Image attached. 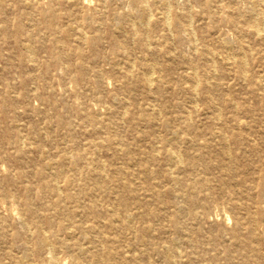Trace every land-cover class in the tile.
<instances>
[{
    "label": "rangeland",
    "instance_id": "374dc122",
    "mask_svg": "<svg viewBox=\"0 0 264 264\" xmlns=\"http://www.w3.org/2000/svg\"><path fill=\"white\" fill-rule=\"evenodd\" d=\"M263 174L264 0H0V264H264Z\"/></svg>",
    "mask_w": 264,
    "mask_h": 264
},
{
    "label": "bare ground",
    "instance_id": "6f19581e",
    "mask_svg": "<svg viewBox=\"0 0 264 264\" xmlns=\"http://www.w3.org/2000/svg\"><path fill=\"white\" fill-rule=\"evenodd\" d=\"M51 1H53V0H51ZM55 1H57V2H59L60 0H55ZM61 2H65V3H68V0H61ZM125 8V7H124ZM97 9V8H96ZM167 12H169V11H167ZM165 15H166V13H165ZM150 17V16H149ZM243 17H244V15H243ZM245 17H246V15H245ZM167 18H168V16H167ZM165 19V18H164ZM253 19H256L255 17L253 18ZM142 21V20H141ZM146 22V21H145ZM147 22H148V20H147ZM167 24V23H166ZM167 26V25H166ZM174 26L175 27H177V22H174ZM170 27V26H169ZM168 28V27H167ZM170 32V31H169ZM185 35V34H184ZM193 36H195V35H193ZM147 42H148V40H147ZM182 45V44H181ZM229 46V45H228ZM195 51V50H194ZM183 56V55H182ZM226 57V56H225ZM227 60V59H226ZM133 65V64H132ZM214 66V65H213ZM98 74H101V71H98L97 70V73H95L94 75L97 77V76H99ZM150 74H152V72L150 73ZM148 76H149V74H148ZM147 76V78H149ZM152 79V78H151ZM151 82V81H150ZM151 85V83L149 84V86ZM196 101V100H195ZM195 104H197V102L195 103ZM152 109V108H151ZM125 114V113H124ZM227 140V139H226ZM227 144H228V142H227ZM207 154H209V153H207ZM228 154V153H227ZM202 155V154H201ZM200 155V156H201ZM204 155H206V154H203L201 157L200 156H198V158H203V156ZM229 155V154H228ZM176 158H177V156H176V154H174L173 152H171V153H169L168 154V158L167 159H169V161H171V162H174V163H176ZM181 158V157H180ZM179 159V158H178ZM49 166V165H48ZM195 168V167H194ZM227 169H229V168H227ZM232 170L231 171H229L230 172V174H229V176L231 177V178H233V175H234V170H233V168H231ZM96 171V170H95ZM81 171H69L67 174H65V173H63L61 170H59V169H52V170H49L47 173H49V175H50V177L53 179V180H58L57 178H62V179H65L66 180V182L68 183V184H70V183H72V181H74L76 178H83L84 176H85V174L84 173H80ZM90 175H92V177L93 176H98V175H100V174H98V172L95 174V173H93V174H90ZM90 175H87V176H89L90 177ZM264 175V174H263ZM228 176V177H229ZM99 177V176H98ZM258 177V180L261 178V176H257ZM257 177H256V179H257ZM95 178H97V177H95ZM231 178H228L227 180H229V179H231ZM253 181H254V178H253ZM261 181H263V180H261ZM222 183H224V182H222ZM253 183V182H252ZM259 186V185H258ZM263 186V185H262ZM206 190V189H205ZM260 190V189H259ZM239 193V195L241 196L240 198H242V197H245L246 198V196H245V194L243 195L242 193H243V191L242 190H234V192L233 193ZM210 195V194H209ZM2 197H4V195L2 196ZM239 198V199H240ZM239 199H233L232 198V196L231 195H228V198H227V204L229 205V207H231V208H233L234 210H235V212L236 213H239V211L240 210H243V212H244V215H242V216H240L239 215V217H237V216H235L234 217V219H235V221H236V226H234V228H232L231 229V231L233 232V235H234V233H235V231L237 230V229H244L246 232H247V242H250V241H254V242H257V240H258V234H257V229H258V227L259 226H264V218H262V217H260V219L259 218H257V216H255L254 214H251V211H250V208H251V204L252 205H254V204H260V203H264V192H262V193H260V194H258L255 198H250V196H248L247 198H246V200L247 201H245V202H241V203H238L237 202V200H239ZM230 208V209H231ZM29 210V209H28ZM253 212V211H252ZM201 213H199V215H200ZM129 218V217H128ZM21 221H23L22 220V218H21ZM27 223H23V225H26ZM38 234H39V232H38ZM234 238H236V236H234ZM37 244H38V247H42L43 249H44V251L46 252V253H48L49 254V256L46 258V264H58V262H57V260L55 259V257H54V255H52V250H51V248H50V246H49V243H48V240H47V238L46 237H44V236H41V235H39V239H38V242H37ZM176 245H177V243H176ZM237 245V244H236ZM241 247H244V246H242L241 245ZM129 249H130V247H129ZM83 252V251H82ZM223 255L225 256V252H223ZM47 256V255H46ZM164 259H165V262H166V264H173V254L171 253V251H166L165 253H164ZM28 263V262H27Z\"/></svg>",
    "mask_w": 264,
    "mask_h": 264
}]
</instances>
